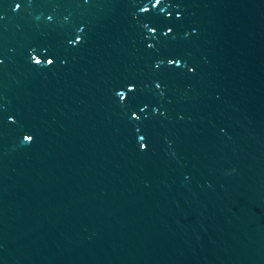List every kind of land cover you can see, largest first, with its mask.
<instances>
[{"label":"water","instance_id":"obj_1","mask_svg":"<svg viewBox=\"0 0 264 264\" xmlns=\"http://www.w3.org/2000/svg\"><path fill=\"white\" fill-rule=\"evenodd\" d=\"M0 264H264V0H0Z\"/></svg>","mask_w":264,"mask_h":264}]
</instances>
